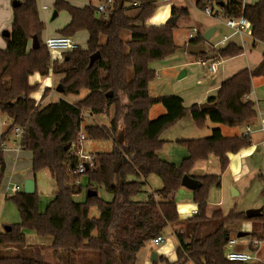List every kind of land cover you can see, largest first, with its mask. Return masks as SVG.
<instances>
[{
    "label": "trees",
    "instance_id": "obj_1",
    "mask_svg": "<svg viewBox=\"0 0 264 264\" xmlns=\"http://www.w3.org/2000/svg\"><path fill=\"white\" fill-rule=\"evenodd\" d=\"M85 1L88 5L77 7L71 0H54V11L66 12L70 18L57 34L74 38L85 32L87 43L86 48L64 53L63 60L52 66L42 41L45 25L37 0H20L19 6L12 8L10 36L3 37L6 47L0 48V114L10 120L1 139L15 127L24 128L21 145L32 155L33 175L48 171L56 191L44 211H40L37 191L19 192L11 198L20 222L0 231V264H53L47 261L49 251L59 258L55 264H137L143 248L163 236L168 226L181 222L175 195L185 175L201 183L193 191L195 213L175 232L176 260H161L165 264H244L226 260L228 240L237 234L239 224L249 223V235L264 241V209L254 219L233 209L225 215L218 208L208 215V196L212 187H221L230 155L252 146L251 135L244 132L226 137L215 129L206 138L178 139L175 143L188 154L179 165L160 158L158 153L166 144L162 135L189 114L198 128H203L207 120L229 128L253 124L257 111L248 97L252 80L264 78V52L256 68L243 69L221 83L217 93L206 101L214 108L201 110L198 104L187 108L176 95L150 96L149 86L156 76L151 64L178 50L174 39L177 25H171L168 19L188 17V8L173 7L170 17L160 22L156 16L159 0H113L112 7L100 15L92 0ZM210 1L216 7L214 17L243 18L251 27L253 47L264 43V0L253 4L244 0H196L195 6L203 11ZM125 33H129V40L123 39ZM34 38L39 43L36 49ZM190 43L207 42L197 35ZM96 53L100 58L90 66V58ZM242 54L241 46L228 43L207 59L226 60ZM206 55L197 54L203 58ZM50 73L61 76L63 96H79L84 90L87 96L74 104L60 99L40 106L31 98L39 85L31 86L29 78L34 74L47 78ZM48 93L45 89L43 98ZM157 105L165 113L150 119V111ZM111 111L108 127L82 126L85 113L100 116ZM82 131L86 139L110 140L113 147L93 154V167L79 174ZM120 132L122 143L118 141ZM211 156L218 159L220 173L192 176L195 164ZM152 175L160 178L162 188L148 194L145 201H138L136 198L146 193ZM82 179L86 180L85 186ZM100 188L111 196L110 201L99 197ZM88 190L97 195L88 197ZM81 194L84 200L79 201ZM95 207L97 217L91 215ZM28 233L43 245L28 244Z\"/></svg>",
    "mask_w": 264,
    "mask_h": 264
},
{
    "label": "rangeland",
    "instance_id": "obj_2",
    "mask_svg": "<svg viewBox=\"0 0 264 264\" xmlns=\"http://www.w3.org/2000/svg\"><path fill=\"white\" fill-rule=\"evenodd\" d=\"M13 1L14 0H0V45H2V43H5V40L2 35L3 32L8 31L11 26ZM195 1L196 0L159 1L157 5L158 9L156 12V16L158 15L157 18L159 19L158 21L162 22L163 17L168 14V17L166 18L167 20L170 17V12H168L169 6L172 4H176L177 7H186L189 9V11H196V17H199L200 21L204 20L205 18H208L211 21H215L217 23L215 19L209 18L202 11L197 9L195 6ZM255 1L256 0H245L246 3ZM98 3V0L93 1L94 5ZM41 5H46L48 8L46 10H41ZM37 6L40 18L42 19L45 25V30L42 35V41L45 42V40L50 36H59L56 30L59 28V24L63 23L65 19L69 18V15L66 12H60L58 14V17L52 20V14L54 12L53 0H47L43 2L38 1ZM188 23L190 22H188V20H186L184 17L179 18L176 22L177 29L174 31V39L176 41L175 43H177L179 46L184 45L183 49H185V44H188V41L185 44L184 42L188 39L189 35H194L197 32V29L195 30L193 27L188 26ZM225 30L229 31L228 28H225ZM200 34L203 35L202 33ZM248 35L250 34L246 33V36ZM129 38V33H125L123 35L124 40H129ZM73 39L79 44V47L86 48L87 34L85 32H80ZM235 40L237 41V43L239 42L238 38H235ZM244 46V54L231 59H223V62L218 67L216 75L213 78L207 76V69L201 66L199 63V60L201 59L212 57L213 50L211 48V41L204 44L205 53L207 54L205 58L197 55L195 56L184 54L183 51L180 49V51H176L173 55L168 56L163 60L152 63L151 68L156 71V76L155 79L150 83V96L157 97L163 95H176L184 100V105L188 108L193 103L200 100L205 94V92L208 90L210 92V96L215 95L216 93L213 91V85H216L217 83L219 84L222 81L221 79L226 74H234V72H236L238 69L248 67L249 62L245 54L247 55L250 53V51L255 50L251 46L250 37L245 38ZM263 48L264 44H261L256 49L262 51ZM50 76H57L55 78L56 80L54 82V86L52 89H50V91L54 90V92L58 95L56 88L58 85H60L59 83L61 76L55 75L54 73H50ZM42 79L46 80L47 78ZM254 80V87H252L251 94L254 102L256 103V106H260L264 111V78H255ZM87 94L88 92L84 90L79 96L61 95V98L69 103H75L85 98ZM51 100L55 102V100H57V96H52L50 102H52ZM39 105L42 106L41 104ZM164 113V108L159 105L154 106L151 109L149 116L150 119H156ZM112 116L113 113L111 111L108 115H94V121H91L89 117H87L82 126H85L86 124L93 126L105 124L108 127ZM2 117L7 122V124L3 127L4 131L6 128L9 127L7 125L10 121L6 117ZM1 126L2 119L0 117V132L2 130ZM215 129H222L224 136H234L236 134H239L240 132H243L245 128H229L226 126L212 123L209 120L206 121L205 126L203 128H198L197 126H195V124H193L192 120L190 121L188 120V118H183L179 123H177L174 127L170 128L163 135L162 139L166 141V144L159 157L166 161L180 164L182 159H184V157L187 155V151L185 148L178 146L175 141L178 139L206 138L211 136L213 130ZM81 133L85 135L84 131H82ZM257 134L258 135H255L254 137L255 140H257L260 135H263L262 133ZM7 136H12L11 132L7 134ZM112 147L113 142L110 140L92 141L86 139V141L83 142L82 148L85 154L93 155L97 152L110 151ZM253 153L255 154V159L252 163H250L251 157L247 158L248 167H250V170L247 174L243 175L239 179V181L233 179L234 173H236L237 170L239 171L238 161H236L233 163V166L230 168V170L225 171L223 173L221 187H212L210 189L208 196V215H210L213 209H215V206L221 208L225 215L228 214L232 209L236 212L246 213L249 209H251V207H255L257 209L264 207V176L262 175L264 174V151L261 150V147H256L254 148L251 155H253ZM7 156L8 157H5V161L3 162H6L8 165L5 173H3L4 175L2 177V183L0 188V225H13L20 222V214L18 212V209L14 202L11 200V198L15 196L16 193L13 192L11 188L16 185H20L22 188L21 192L24 189V183H22L23 173L16 174L15 176H11L9 174L11 170V164L9 163L10 155L7 153ZM1 163L2 162H0V167ZM202 164L203 163L201 162V164L199 165ZM204 165L205 167L202 169V172H204V174L211 175L220 173L219 161L215 156H211L209 158V161L206 162ZM161 188L162 182L160 178L156 175H152L149 178V185H147L146 193L139 195L136 199L138 201H145L147 199L148 194L154 193ZM233 189H238L240 191L239 195H233L234 193H236ZM55 191L56 185L49 172L42 171L37 173V193L40 202V211H44L46 209L47 205L51 201V198L54 196L53 194ZM98 195L106 201L111 200V196L107 194L103 188H100L98 190ZM175 201L179 207L181 222L176 225L168 226V228L163 234L162 243L157 246H154L150 243L145 248H143L138 253L137 264H165V261H162L161 258H165L169 262H173L176 260V250L178 247V241L175 232L178 229L182 228L186 219H188V217L193 214V209L195 206L193 201V191L184 187L179 188L175 195ZM220 201L222 203H218ZM91 215L95 217L99 215V211L96 207L91 209ZM250 225L251 224L249 223L239 224L235 228V230L249 231L252 227ZM249 238L258 239L257 237H253L251 235L247 237V239ZM32 240H30V242H32ZM35 242H39L37 237ZM261 242L262 244L260 247V254L264 255V241ZM49 252L48 259L46 258L48 262L53 264L60 262L57 255H54L51 251ZM153 253H155L157 256L156 261L153 258Z\"/></svg>",
    "mask_w": 264,
    "mask_h": 264
},
{
    "label": "crops",
    "instance_id": "obj_3",
    "mask_svg": "<svg viewBox=\"0 0 264 264\" xmlns=\"http://www.w3.org/2000/svg\"><path fill=\"white\" fill-rule=\"evenodd\" d=\"M47 1V0H46ZM93 1L94 0H92V3H93ZM166 1H168V0H166ZM254 1V0H253ZM257 1H259V0H256L255 2H247L248 4H253V3H256ZM77 2V3H76ZM196 2V1H195ZM71 3L73 4V5H75V6H77V7H84V6H86V5H88V2L87 1H85V0H71ZM246 3V2H245ZM53 4H54V0H53ZM173 7H177L176 6V4H172V5H170L169 6V11L168 12H170V10L173 8ZM189 10V9H188ZM197 10V9H196ZM196 12V11H195ZM195 12H192V11H189V16L188 17H184L186 20H188V22H190V23H188V26H190V27H193L195 30L197 29V32H196V34H194V35H189V37H188V39L184 42V44L187 42V43H189V41H190V36H197V35H201L200 33H202V34H204L205 32H207L208 30H210V29H212V28H215V31L213 32V35H212V37H211V39H210V41H218V40H220L222 37H224V36H230L231 34H232V31L229 29V31H226L225 30V28H227L223 23H216L215 21L213 22V21H211L210 19H204V20H202V21H200L199 20V17H196L197 15H196V13ZM53 14H54V12H53ZM53 14H52V17H53ZM58 14L59 13H57V16L54 18V19H56L57 17H58ZM12 15V14H11ZM168 17V14L166 15V16H164L163 17V20H166V18ZM160 18V17H159ZM54 19H52V20H54ZM42 20V19H41ZM69 20H70V18H68V19H65L64 21H63V23H61V24H59V28L56 30V31H58V30H60L62 27H64L68 22H69ZM11 23H12V20H11ZM10 31H11V26H10V29L8 30V32L10 33ZM247 33L248 34H250L251 35V27H249V29H248V31H247ZM250 35H248V36H246V34H244V35H242V37H240V36H233V37H231L230 39H229V41H228V43H236V44H238L239 46H241L242 48H245V38L246 37H250V43H251V46H252V48L253 49H255V50H253V51H250V53L249 54H245V56H246V58H247V60H248V62H249V65H248V67H246V68H243V69H249V70H253L254 68H256L260 63H261V61L263 60V52H264V48H263V50L262 51H259L258 49H256L259 45H261V44H264V43H258V44H256V46L255 47H253V40H252V38H251V36ZM55 36V35H54ZM203 36V35H202ZM51 37V36H50ZM235 38H238L239 39V42L237 43V41L235 40ZM210 41H208V42H210ZM5 42V41H4ZM176 42V41H175ZM227 43V44H228ZM3 44H5V45H3ZM177 44V43H176ZM177 46H178V50L180 51V49L183 51V53L184 54H187V49H186V47H187V44H185V49H183V46L184 45H178L177 44ZM6 47V42L5 43H2V45H0V48H2V49H4ZM177 50V51H178ZM204 52H205V47H204ZM254 52V53H253ZM187 55H189V54H187ZM196 56V55H195ZM208 58V57H207ZM206 58V59H207ZM243 69H238L236 72H234V74L235 73H237V72H239V71H241V70H243ZM234 74H226L221 80V82L218 84H216V85H213V91L215 92V93H217V91H218V89H219V87H220V85H221V83L224 81V80H226V79H228L229 77H231L232 75H234ZM215 75H216V73H214V74H211V73H209V71H208V69H207V76L208 77H210V78H213V77H215ZM57 77V76H56ZM55 76H49V77H47V79L46 80H44V79H42V77L39 75V74H34L33 76H31L30 78H29V84L31 85V86H34V85H39V89H38V91L37 92H35V93H33L32 95H31V98L32 99H34L35 101H36V103H38V104H41L42 106L43 105H46V104H48V103H50V99H51V97L52 96H57V100H55V102L56 101H58V100H60V99H62L61 98V95L62 94H60L59 95V93H58V95L54 92V90H51L50 91V89H52L53 88V86H54V82H55V78H56ZM255 79V78H254ZM252 80V87H254V81L255 80ZM262 79V78H261ZM58 87V86H57ZM45 89H48L49 90V93L47 94V96H45L44 98H43V93H44V90ZM149 94H150V86H149ZM63 96V95H62ZM211 96H214V95H211ZM210 96V92H209V90L208 91H206L205 92V94L202 96V98L200 99V100H198L197 102H195V103H193V104H198V105H200V104H202V103H206V101H207V99L209 98V97H211ZM250 100H252L253 102H254V100H253V97H252V94L250 95V98H249ZM52 101V100H51ZM52 102H54V101H52ZM76 103V102H75ZM255 103V102H254ZM72 104H74V103H72ZM157 106H159V105H157ZM255 109H256V111L257 110H259V109H262L260 106L259 107H257L256 106V103H255ZM0 117H1V119H2V126H1V128H2V130H1V132H0V153L2 154V156H3V161H5L4 159H5V157H8L7 156V153L10 155V164H11V170H10V175L12 176H15L16 174H19V173H23L22 175H23V179H22V183H25V181L26 180H28V179H30V180H33L34 181V184H35V190L37 191V174L36 175H33V173H32V171H31V157H32V155H31V153L30 152H28V151H26V150H24V148H22V146H21V144H20V141H19V139H15L14 138V136H6V137H4V139L2 140L1 139V136H2V134L4 133V132H6V130H7V128L3 131V127L7 124V122H6V120H4V118L2 117V115L0 114ZM87 117H89V119L91 120V121H94V119H93V117H94V115H91L89 112H87V113H85V120L87 119ZM185 118H188V120H192V122H193V119H192V117H191V115L189 114V115H187ZM184 118V119H185ZM260 118V119H259ZM10 121V120H9ZM181 121V120H180ZM179 121V122H180ZM178 122V123H179ZM86 124V123H85ZM193 124H194V122H193ZM10 125V122L8 123V125L7 126H9ZM85 126H88L87 124L85 125ZM99 126H106L105 124H100ZM251 127H252V129H253V131H255V132H253V133H251V138H252V146L251 147H249V148H247V149H245V150H242L240 153H238V154H236V155H230V163H229V166H228V168H227V170L226 171H228V170H230V168L233 166V163L234 162H236V161H238V167H239V171L237 170V172L236 173H234V175H233V179L234 180H236V181H239V179L243 176V175H245V174H247L248 172H249V170H250V167H248V160H247V158H250V163H252L253 162V160L255 159V154L253 153V155H251L252 154V152H253V150H254V148H256V147H261V150L262 151H264V115H262V116H257V119L254 121V123L253 124H251L250 125ZM243 128H245L244 129V131L243 132H240L239 134H236V135H238V136H240V135H242L245 131H246V126L245 127H243ZM221 130V132H222V129H220ZM257 133H262L263 135H260V137H258L257 138V140H255V135H258ZM222 134H223V132H222ZM164 135V134H163ZM163 135H162V137H163ZM235 136V135H234ZM226 137H232V136H226ZM86 141V140H85ZM84 141V142H85ZM82 147H83V143H82ZM83 149V148H82ZM163 149H164V147H163ZM163 149L158 153L159 155H160V153L163 151ZM251 152V153H250ZM90 155H92V154H90ZM188 155V154H187ZM187 155L184 157V158H186L187 157ZM264 156V155H263ZM183 160V159H182ZM209 161V159L207 160V161H201L203 164L202 165H199V164H201V162H197L196 164H195V166L193 167V169H192V171H191V175L192 176H203V175H206V174H204V172H202L203 170V168L205 167V163L206 162H208ZM205 162V163H204ZM173 163V162H172ZM175 165H179V164H177V163H174ZM7 163L5 162V170H4V172L3 173H5V171H6V169H7ZM13 171H14V173H13ZM263 176H264V174H262ZM224 177V176H223ZM54 181V180H53ZM82 184H83V186H85V179H82L81 181H80ZM147 183H148V185H149V179L147 180ZM20 186V185H19ZM234 190V189H233ZM234 191H236V196L237 195H239V193H240V191L237 189V190H234ZM55 193V192H54ZM54 195V194H53ZM52 199V198H51ZM77 199L79 200V201H82V200H84V194H81V195H79L78 197H77ZM218 203H222L221 201L220 202H218ZM254 205V204H253ZM219 207H217V206H215V209H218ZM215 209H213V210H215ZM219 209H221V208H219ZM251 209H257V208H255V207H251ZM259 209H264V207H262V208H259ZM222 210V209H221ZM250 210V209H249ZM193 211H195V206H194V209H193ZM263 211V210H262ZM222 212H223V210H222ZM224 213V212H223ZM193 215V214H192ZM191 215V216H192ZM190 216V217H191ZM189 218V217H188ZM241 224H243V223H241ZM7 226H10V225H7V224H3V225H0V231H2V230H5V227H7ZM238 232L237 233H239V232H249V231H247V230H243V231H241V230H237ZM35 235L34 234H32V233H28L27 234V242H28V244H37V245H41V242L39 241V242H35L36 241V236L34 237ZM247 238V237H246ZM33 239V240H32ZM30 240H32V242H30ZM244 247H242V246H238L237 247V249H243ZM263 255V254H262ZM261 254H260V256L263 258V262H262V259H261V263H263L264 264V255L262 256Z\"/></svg>",
    "mask_w": 264,
    "mask_h": 264
},
{
    "label": "built area",
    "instance_id": "obj_4",
    "mask_svg": "<svg viewBox=\"0 0 264 264\" xmlns=\"http://www.w3.org/2000/svg\"><path fill=\"white\" fill-rule=\"evenodd\" d=\"M43 2L46 0H37V3ZM159 1H166V0H159ZM245 1V0H244ZM113 5V0H104L99 2L98 4L94 5L96 9V13L98 15L105 14L107 9H110ZM136 6V4H134ZM48 7L46 5H41V10H46ZM216 7L212 1H210L205 9L202 11L206 16L209 18L215 19L218 23H223L227 28L232 31L230 36H224L218 41H211V48L213 52L221 47L227 45L229 39L233 36H240L246 34L250 25L243 19H236V18H229L225 19L221 15L218 17L215 16ZM196 36H190V40ZM46 48L50 53L51 63L52 66L56 61H62L64 53L71 52L77 48H79V44L73 39L69 37L63 36H51L48 37L44 42ZM212 52V53H213ZM223 62V59L211 60V59H201L199 63L201 66L208 69L209 73L214 74L217 72L218 67ZM250 96L248 97V99ZM38 104V103H37ZM264 115V111L262 109L257 110V116ZM24 128L15 127L11 130L12 136L14 138L19 139L21 144V139L24 135ZM253 132L251 126L246 128L245 133L250 134ZM86 140L85 135L82 133L79 136V159L80 163L77 168V173L82 174L88 168L93 167V156L90 154H85L84 150L82 149V143ZM22 146V145H21ZM23 148V146H22ZM11 190L15 193L21 192L22 188L19 185H16L11 188ZM23 192V191H22ZM195 213V211H193ZM39 240V239H38ZM40 241V240H39ZM163 242V236H160L151 241V244L154 246L159 245ZM262 242L258 239L254 238H241L238 239L236 236H232L228 240V244L226 246L225 251V258L229 262H237V263H244V264H252V263H261L260 257V247ZM41 245L43 243L41 242ZM238 246L244 247L243 249H237Z\"/></svg>",
    "mask_w": 264,
    "mask_h": 264
},
{
    "label": "water",
    "instance_id": "obj_5",
    "mask_svg": "<svg viewBox=\"0 0 264 264\" xmlns=\"http://www.w3.org/2000/svg\"><path fill=\"white\" fill-rule=\"evenodd\" d=\"M19 4H20L19 0H14L12 2V8L18 7ZM56 16H57V12L54 11L52 19H54ZM177 20H178V17H171V18L168 19V23H170L171 25H175ZM214 31H215V28H212V29L208 30L207 32H205L203 34V36H202L203 39L206 42L210 41ZM2 35H3V37H9L10 33L8 31H5V32H3ZM38 46H39L38 40H37V38H34L33 39V48L36 49V48H38ZM186 49H187V54H189V55H197V54H200V53L204 52V45H202V44L201 45H195V44L190 43V41H189V43L187 44ZM99 58H100V54L99 53H96V54L92 55L91 58H90V66H92L93 63ZM56 91L58 93H60V94L63 93V88L61 87V85H58V87L56 88ZM214 107H215L214 104H209L207 102L200 104L201 110H209V109H212ZM118 141L120 143H122L124 141L123 132L119 133ZM4 170H5V163L2 162L1 163V167H0V175L4 172ZM181 186L184 187V188H187L189 190L195 191V190H197L198 188L201 187V183H200V181L192 178L191 176L185 175L182 178ZM23 188H24L23 192L25 194H33L36 191L35 190L34 181L30 180V179L25 181ZM234 192H236V191H234ZM236 194L237 193H234L233 195H236ZM96 195H97L96 191H91V190L87 191V196L88 197H92V196H96ZM262 210L263 209H250L245 214H246V217L248 219H254V218H257V217H259L261 215ZM9 229H10L9 226L5 227V230H9ZM248 236H249V233H247V232H239V233L236 234V237L238 239L246 238ZM153 258H154L155 261L157 260V256H156L155 253H153Z\"/></svg>",
    "mask_w": 264,
    "mask_h": 264
}]
</instances>
